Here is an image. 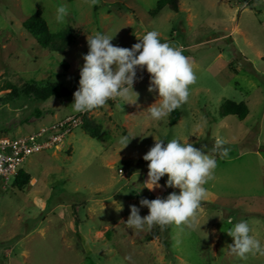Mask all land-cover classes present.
<instances>
[{"label":"rangeland","instance_id":"1","mask_svg":"<svg viewBox=\"0 0 264 264\" xmlns=\"http://www.w3.org/2000/svg\"><path fill=\"white\" fill-rule=\"evenodd\" d=\"M159 1L0 0V90L11 84L22 94L12 99L0 91V134L24 137L77 114L70 105L87 38L97 32L131 48L147 31H158L162 42L186 49L196 75L176 125L170 115L150 119L147 109L159 97L148 91L150 74L137 68L136 104L116 99L87 111L102 128L99 137L82 125L64 144L29 157L23 170L31 184L19 190L11 178L0 187V264H264V256L230 253L234 240L227 234L243 219L264 244V0H181L178 13L167 8L153 16ZM60 5L67 9L62 23L55 18ZM37 12L53 33L76 30L66 53H50L24 30ZM34 84H61L72 95L39 101L24 92ZM226 101L245 102L247 118L222 117ZM124 135L132 138L125 148L118 143ZM217 137L227 142L225 158L212 152ZM155 138L207 146L217 159L194 229L169 224L134 231L124 223L141 199L179 192L166 187L167 175L160 188L142 187L149 171L143 156ZM148 214L141 207L140 215Z\"/></svg>","mask_w":264,"mask_h":264},{"label":"clouds","instance_id":"2","mask_svg":"<svg viewBox=\"0 0 264 264\" xmlns=\"http://www.w3.org/2000/svg\"><path fill=\"white\" fill-rule=\"evenodd\" d=\"M90 2L95 4L96 0ZM66 15V7L58 6L56 21L62 23ZM113 39L99 32L88 36L89 51L83 56L79 88L74 92V102L70 105L73 112L91 111L116 99L123 102L122 106L136 104L138 93L134 90V83L137 68L146 69L150 74L148 91L157 93L159 97L147 109L151 120L161 121L188 102L189 86L195 83L196 75L189 58L183 54L182 46L162 42L155 30L147 31L131 48L113 45ZM131 140L124 135L118 143L125 148ZM165 141L155 138L154 146L143 156L149 162V171L142 187L150 191L160 188L161 178L167 175L166 187L179 189V192L173 191L166 198L141 199L140 207L131 205L130 216L124 222L128 229L140 231L145 226L169 224L194 229L198 224L197 211L207 195L204 185L213 178L217 159L208 154L207 146L197 148L178 138L167 140L166 144ZM226 143L217 137L212 152L221 158L227 157L229 149L224 147ZM141 207H146L149 214L142 217ZM251 232L248 221L235 222L227 231L234 240L228 245L230 253L241 259L250 255L264 256V244Z\"/></svg>","mask_w":264,"mask_h":264},{"label":"trees","instance_id":"3","mask_svg":"<svg viewBox=\"0 0 264 264\" xmlns=\"http://www.w3.org/2000/svg\"><path fill=\"white\" fill-rule=\"evenodd\" d=\"M167 8L175 13H178L181 8V0H160L158 2L157 8L152 12V15L157 16ZM23 28L26 32L33 36L38 45L50 53H66V51H68L76 43L77 39L76 30L72 26H68L66 29L58 33H53L42 12H37L36 14L29 17L23 23ZM63 66L67 68V64L65 63ZM0 91H8L9 96L12 99L20 98L22 96L21 91L11 84H6L5 88L1 89ZM24 92L27 95H33L35 99L39 101H48L52 98L70 99L72 95V91L61 84H49L47 86L34 84L27 87ZM177 113L178 110L175 109L169 114L172 125L177 124ZM249 113V107L245 102L236 103L233 101H226L220 109V114L222 117L236 116L240 120H245ZM83 127L93 137H99L101 134V126H98L95 122L88 119L87 117H85ZM7 135L8 134H6V132H1L0 134V136ZM31 181L32 176L25 172L23 168L15 177V185L19 190H24L27 188L31 184Z\"/></svg>","mask_w":264,"mask_h":264},{"label":"built area","instance_id":"4","mask_svg":"<svg viewBox=\"0 0 264 264\" xmlns=\"http://www.w3.org/2000/svg\"><path fill=\"white\" fill-rule=\"evenodd\" d=\"M86 113L68 116L24 137L0 136V187H6L10 179L18 175L29 157L64 144L68 136L83 125Z\"/></svg>","mask_w":264,"mask_h":264},{"label":"crops","instance_id":"5","mask_svg":"<svg viewBox=\"0 0 264 264\" xmlns=\"http://www.w3.org/2000/svg\"><path fill=\"white\" fill-rule=\"evenodd\" d=\"M36 181V180H35Z\"/></svg>","mask_w":264,"mask_h":264}]
</instances>
